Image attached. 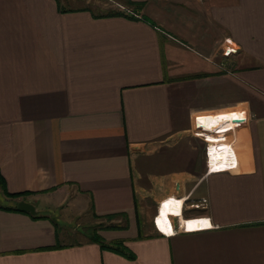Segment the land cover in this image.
I'll return each mask as SVG.
<instances>
[{
	"label": "crops",
	"instance_id": "crops-1",
	"mask_svg": "<svg viewBox=\"0 0 264 264\" xmlns=\"http://www.w3.org/2000/svg\"><path fill=\"white\" fill-rule=\"evenodd\" d=\"M123 1L141 6L135 19L0 0V171L43 217L0 210V264H264V0ZM240 112L253 117L214 139L212 167L219 151L226 166L207 174L198 129ZM172 198L182 221L212 228L101 233L134 259L40 213L134 216L136 201Z\"/></svg>",
	"mask_w": 264,
	"mask_h": 264
},
{
	"label": "rangeland",
	"instance_id": "rangeland-1",
	"mask_svg": "<svg viewBox=\"0 0 264 264\" xmlns=\"http://www.w3.org/2000/svg\"><path fill=\"white\" fill-rule=\"evenodd\" d=\"M82 4L90 8L91 10H93L96 14H104L109 11H118V12L127 13L132 16L137 15V13L134 12L131 6H127L126 4H124L123 0L122 1L120 0H111V1L110 0H83ZM255 105L257 106V104ZM198 142L199 144H201V141H198ZM183 164H184L183 162H180L179 166H182ZM170 200L173 202V204L175 205L178 211V213L175 216H179L181 212L180 202H178L174 198ZM10 203H11L10 201L4 198L0 190V204L6 206V205H10ZM159 208L160 206L158 205L156 206L150 201L147 202L146 204H143V206L139 207V213H140L143 228H144L143 230H144L145 235L147 236L151 235L153 230L157 231L155 228L154 219L158 215ZM67 212L68 211L59 212L55 210L54 212L41 211L40 213L43 215L50 216L51 218H54L56 221H58L62 232L64 231L71 232L73 231V229L78 230L79 234H77L78 235L77 242H84L85 240H87V237H85L84 232L85 231L89 232L90 228L97 226L101 222V220H95L90 214L83 215L82 217H79V218H75L76 216L73 217L71 211L68 213ZM62 214H64L66 218L70 220L69 221L64 220L65 217ZM104 223L106 225L110 223L113 225L114 224L122 225V224H125V220L123 217L118 216L112 222L104 220ZM129 225H130L129 230L127 231H130V229L133 228L134 233L137 232V235H138L136 214L134 216L133 215L129 216ZM80 238H81V241H79Z\"/></svg>",
	"mask_w": 264,
	"mask_h": 264
},
{
	"label": "trees",
	"instance_id": "trees-1",
	"mask_svg": "<svg viewBox=\"0 0 264 264\" xmlns=\"http://www.w3.org/2000/svg\"><path fill=\"white\" fill-rule=\"evenodd\" d=\"M122 1V0H120ZM124 2V1H123ZM127 6H133L132 3H126ZM141 9V6L135 7L133 10L135 12H138ZM82 10H88V11H92L89 8H84ZM60 11L61 12H69L71 10H65L63 8H61L60 6ZM93 12V11H92ZM95 18H114V17H125L128 19H135L132 15H129L127 13L124 12H118V11H109L107 13L104 14H94ZM0 190L4 196V198L8 201H10V205H1L0 204V210L2 211H8V212H17V213H24V214H28L30 215L34 220H39L43 217L39 216L38 214L36 215H32L29 212H20L18 210V199L19 198H24L27 195H29L30 193H16V194H10L7 191L6 188V181L4 179V177L1 174L0 171ZM136 208H135V214H136V219H137V231H138V235H137V240H143L146 238H149L147 235H145L144 233V228H143V224H142V220H141V216L139 213V205L138 202L136 201ZM118 216H121L124 218L125 220V224L119 225V224H105L104 220L106 221H110L112 222L113 220H115V218H117ZM94 218L95 220H101V222L93 227L89 229V232L85 231L84 235L85 237H87L88 241L90 243L93 244H97L102 250L105 251H111L113 253H116L118 255H121L125 258L128 259H134L133 254L130 252V250L128 249V247L125 245V241L123 240H116V241H112V242H107L104 237L101 235V232H109V231H127L129 230V215L127 213H119V214H112V215H107V216H97L96 214H94ZM63 246L58 245L56 248H62Z\"/></svg>",
	"mask_w": 264,
	"mask_h": 264
},
{
	"label": "built area",
	"instance_id": "built-area-1",
	"mask_svg": "<svg viewBox=\"0 0 264 264\" xmlns=\"http://www.w3.org/2000/svg\"><path fill=\"white\" fill-rule=\"evenodd\" d=\"M226 43H227V46H226V48L223 50V52H224V54L226 55V56H228V55H230V54H233V53H237V49H236V47L234 46V44L232 43V41L230 40V39H227L226 40ZM239 114V117L237 118V119H233V124H227V128H229V129H227V131H225V132H220L221 131V129H218V130H216V131H212V130H205V128H203V129H198V136H200L201 138H203L204 140H205V142L207 143V145H206V154H207V167H208V172H207V174H211L212 172H218V171H213L211 168H210V165H209V161H210V158H209V152H210V144L211 143H213L214 142V139L216 138V140H217V142L218 143H227L226 141H225V135L228 133V132H230V131H233L234 129H236V128H238V127H241V126H243V125H245L249 120H250V118L251 117H253L252 115H250V114H247L246 112H240V113H238ZM219 122H221V124H222V122L223 121H219ZM230 128H232V129H230ZM211 137H213V138H211ZM231 165H230V169H231ZM229 169V170H230ZM220 172V171H219ZM165 203V201L164 202H162L161 204H160V206L161 205H163ZM183 206H184V202H183V205H182V209H183ZM193 207H195V208H197V209H205V208H207L208 207V201L206 200V199H204V200H202L200 203H198V204H196V205H193ZM157 218H158V215L155 217V219H154V224H155V228H156V230L160 233V234H162V235H164V236H168V235H166L165 233H163L160 229H159V227H158V225H157ZM174 218H177V219H179V220H181V215L180 216H178V217H176V216H171L170 217V221H171V223H172V225H173V229H174V232H173V234H176V233H178V231H184V232H189L188 231V229H187V227H185L184 225H183V223H184V220L182 221H180L179 223H174ZM186 220H189V219H186ZM172 234V235H173Z\"/></svg>",
	"mask_w": 264,
	"mask_h": 264
},
{
	"label": "bare ground",
	"instance_id": "bare-ground-1",
	"mask_svg": "<svg viewBox=\"0 0 264 264\" xmlns=\"http://www.w3.org/2000/svg\"><path fill=\"white\" fill-rule=\"evenodd\" d=\"M225 131H227V130H225ZM225 131H220V132L222 133ZM212 149H219L220 150V147H213V146L210 147V152H209L210 168L213 171L221 170L226 166V157H225L224 153L222 154V152L219 151V154L217 157L218 165H217V167L213 168L212 167L213 156H211V150ZM177 201L183 202L182 200H177ZM177 213H178V211L170 199L165 201V203L160 206V209L158 212V218H157V225L163 233H165V234L167 233L170 235L173 234L174 229H173V225L170 221V217L175 216ZM204 223L205 222L203 220H189V221H184L183 225L185 227H187L188 231H196V230H201V229H206V228H212V227H203V225L204 226L208 225V224H204Z\"/></svg>",
	"mask_w": 264,
	"mask_h": 264
},
{
	"label": "water",
	"instance_id": "water-1",
	"mask_svg": "<svg viewBox=\"0 0 264 264\" xmlns=\"http://www.w3.org/2000/svg\"><path fill=\"white\" fill-rule=\"evenodd\" d=\"M17 208L20 212H29L32 215L37 214L36 208L33 205H31L30 203H27L25 201L19 202Z\"/></svg>",
	"mask_w": 264,
	"mask_h": 264
}]
</instances>
